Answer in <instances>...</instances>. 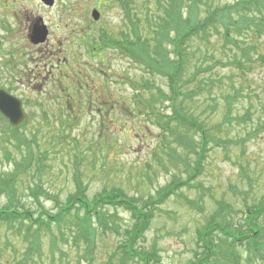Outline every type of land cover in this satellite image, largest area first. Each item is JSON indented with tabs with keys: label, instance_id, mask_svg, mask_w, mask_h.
Returning <instances> with one entry per match:
<instances>
[{
	"label": "rangeland",
	"instance_id": "1",
	"mask_svg": "<svg viewBox=\"0 0 264 264\" xmlns=\"http://www.w3.org/2000/svg\"><path fill=\"white\" fill-rule=\"evenodd\" d=\"M3 4L0 2V45L6 44L3 53L9 50L7 43L14 45L17 66L11 75L10 67L1 64L8 57L0 51V89L13 91L25 102L27 119L16 133L0 120L1 210L28 211L35 218H44L42 212L53 216L75 193V167L86 189L84 200L90 204L105 191L141 207L173 179H187L194 167L189 144H196L199 135L189 132L186 136L174 120L165 131L157 125V118L165 123L171 114L170 103L155 92L168 96L167 80L150 75L123 54L127 50L108 49L102 40L124 36L136 41L138 31L154 49L158 40L150 24L163 14L160 6L165 7L168 0H54L52 7L40 0H9L4 4L9 5L7 14L1 9ZM185 4L182 12L186 18ZM225 7L234 13L239 7L234 18L241 20L239 0H199L195 20L201 22L208 10ZM93 10L99 14L97 21L91 17ZM250 11L251 7L244 13ZM36 18L48 34L40 47L28 46L24 35ZM5 23L12 35H7ZM245 25L241 30L237 25L229 28L226 36L225 28L217 24L186 44L182 92L189 94L187 99L179 96L175 101L217 142L207 145L202 172L192 188H181L178 196L169 197L155 209L147 231L136 241L135 248L152 254L159 260L157 264L196 261L202 253L197 246L198 232L220 206L225 211L215 223L231 225L234 230L243 227L245 205L264 208V30H247ZM170 40L162 45L160 40L157 45L169 55ZM146 84H151L153 94ZM77 89L84 93L83 98L62 96L68 91L75 96ZM60 96L67 105L59 103ZM96 97L98 106L102 98L110 99L108 114L96 113ZM86 98L89 104L88 100L84 103ZM38 160L43 167L40 171L35 169ZM6 179L11 181L8 189ZM36 183L40 187L37 200L27 190ZM102 211L115 215L112 229L111 223L104 231L95 228L91 243L75 242L81 232L71 217L40 231L38 238L27 234L24 225L0 222V264H108L112 259L111 264H119L121 255L112 254L125 241L124 231L134 221L123 208ZM260 222L264 227V221ZM224 252L233 257V264H264V250L261 256L244 247H224ZM225 263L228 261L220 255L210 261Z\"/></svg>",
	"mask_w": 264,
	"mask_h": 264
},
{
	"label": "trees",
	"instance_id": "2",
	"mask_svg": "<svg viewBox=\"0 0 264 264\" xmlns=\"http://www.w3.org/2000/svg\"><path fill=\"white\" fill-rule=\"evenodd\" d=\"M239 1L241 11L239 14V18H241V20H239L240 23L236 22L234 18L239 7H237L236 13L232 12L229 10L230 8L227 7H225L226 9L215 8L211 11L208 10L206 17L199 22L195 20V12L199 5V0H168V4L165 7L160 6L163 8V14L155 23H152V25L149 23L150 31L156 35L158 42L161 40V45L163 42H166L167 39H171L169 45L171 47L170 55L174 57L172 59L167 51L164 49L162 51L161 47H157L158 42L155 44L154 49L151 48L153 45L151 47L147 45L146 41L141 38V33L138 31H136L137 33L135 34L137 36L136 41H128L124 36H122L120 40L116 39L114 41L102 39L108 43V48L110 49H116L120 52L121 50H127V54L125 52L123 54L126 55L130 61L144 68L150 75H160L167 80L170 92L168 96L163 95V92L160 90L155 91L151 89V84H146V87L151 89H148L150 95L153 94L152 91H155L158 97H163L166 99L167 103H170L171 114L165 117L166 122L162 123L161 121H163V119L157 118V125L162 128L163 131H165V126L168 127L170 121L174 120L177 125L183 127L186 136L189 132L199 135V140L196 144L194 142H192V145L189 144V148H192V154L194 156V167L193 169L191 168L190 174L187 171L188 175L186 180L181 182L177 179H173L171 185L165 187L163 190L157 191L152 197H148L141 207H138L137 204L129 199L122 198V196L107 194L105 191H103L102 194L96 195L97 197L93 199L94 202L90 204L84 200L86 189L81 182V172L75 167L73 174V183L76 187L75 193L67 198L65 204L60 207L53 216H49L46 212H42L41 216L46 219L39 216L35 218L33 214L28 211L21 210L22 212H20L15 208H6L3 210L0 209V222H6L9 225H24L27 234H30L32 238H38L40 231L60 221L65 222V220L71 217L72 222H74L73 225L81 232V234L77 233L75 242H79V240L82 239L87 243H91L90 237L95 228L104 231L108 229V224L111 223V227L109 228L112 229L111 220L115 215L113 217L112 215L109 216L103 213L102 209L106 207L113 209L123 208L130 213L134 224L129 230L124 231L125 241L117 245L112 256L119 257L121 255V258L117 261L119 264L132 263L133 261L136 264L159 263V260L155 261V257L152 254L136 249V241L147 231L155 209L158 210L159 206L168 200L169 197L178 196V191L181 188H192L193 180L202 172V164L204 162L207 145L209 142H217L209 136L208 130L204 128L202 124L196 122L191 116H188L184 112L183 108L177 106V97L181 96L182 99H187L189 94L182 92L184 88L182 78L187 63L186 47L191 40L194 39L193 37L195 35V37H198V33L205 34L211 29H214L217 24H221L225 28L226 36L229 28L237 25V29L241 30L242 24H246L244 27L247 30L254 28L256 32H262L264 30V0ZM185 2H187L188 9V16L186 18L183 16L182 12L183 6H186ZM250 7V13H244V11H248ZM251 14L255 16H250ZM129 23L132 24L131 21ZM249 24L251 27H249ZM169 32L173 34L172 38L168 36ZM163 62H165V65H163ZM148 107L149 111L153 113L152 105L150 104ZM139 113L143 114L142 111ZM171 116L172 118L169 119L168 117ZM0 120L4 122L3 119L0 118ZM8 128L12 129L13 133L19 131V128ZM41 164L42 162L38 160L35 169L40 171L43 168L40 166ZM27 167H29V165ZM4 181L8 189L11 181L9 179ZM39 189V183L34 184L33 187L27 188L28 195L37 200V195L39 194L37 190ZM117 194L119 195V193ZM7 198L9 203H12V197L7 194ZM187 205L190 206L188 201ZM255 210L257 209L245 205V211L243 212L244 217L242 218L243 227L234 230L231 225L225 226L215 223L217 222L216 219L225 211V206H220L210 220L198 232L197 246H200L202 249L201 255H197L196 261L188 264H210V261L214 260L218 255L222 256V258L225 257V261L233 264V257L224 252V247L226 249L228 247L231 249L244 247L252 255L261 256L264 250V227L260 221H264V208L257 211ZM114 232L117 234V230H114ZM113 261L114 259L109 261L108 264L113 263Z\"/></svg>",
	"mask_w": 264,
	"mask_h": 264
},
{
	"label": "flooded vegetation",
	"instance_id": "3",
	"mask_svg": "<svg viewBox=\"0 0 264 264\" xmlns=\"http://www.w3.org/2000/svg\"><path fill=\"white\" fill-rule=\"evenodd\" d=\"M0 2H2V3H4V4H6L7 2L9 3V0H0ZM2 5V7H1V9H2V11H3V13H6L7 14V11L9 10L8 9V6L7 5ZM53 4H54V2L52 1V6H53ZM52 6H48V7H52ZM20 16H21V18H23L22 17V15L20 14ZM22 24V23H21ZM21 24H19L20 26H21ZM8 27V25L5 23V27ZM19 26V27H20ZM40 27H44L45 28V26H43V24H42V22H41V19L40 18H36V19H34L33 21H32V23L29 25V27L27 28V30L25 31V41L28 43V46H33V47H40L41 45H43V44H45L46 43V41H47V37H48V34H47V31H45L46 32V38H45V40L43 41V42H41V43H35V37H33V34H34V31H35V29L36 28H40ZM9 28V32L7 33V35H12L13 33H12V28L11 27H8ZM20 31H21V33H22V30H21V28H20ZM2 43H5V41L3 42V41H1ZM3 46H6V44H4V45H0V51L3 53V51H2V47ZM7 46H8V48H9V50L8 51H6V52H4L3 53V57H8V60H6L5 61V63H1L2 65L4 64L5 66H7L8 68H9V70H8V72H10L11 73V75H12V72L14 71V67L15 66H17V62H15V59H14V45H12V44H8L7 43ZM96 48L97 47H95L94 49H92V50H94V52L96 53L97 52V50H96ZM109 49V48H108ZM99 50L100 51H102L103 49H101V48H99ZM19 64L20 65H22L23 64V62H22V59L20 58L19 59ZM102 65V64H101ZM60 72H61V69H60ZM102 75H105V73L104 72H100ZM58 81H60V80H58ZM73 88V87H72ZM0 90H2V89H0ZM2 91H4L5 93H7L8 95H10V96H12V97H14V98H16L17 100H19V102L21 103V105H22V108H23V110H24V112H25V102L21 99V98H19L13 91H11V90H2ZM64 91V90H63ZM65 91H67V89H65ZM64 98H68L69 100L71 99H73L74 97H76V98H78L77 96H79L80 98H83L85 95H84V93H82V91L81 90H76V95L75 96H73L69 91L67 92V95H65L64 96V94L62 95ZM62 96H60L59 97V103H62V105H64L65 104V102H64V100H63V98H62ZM96 100H95V102H94V105H95V110H96V113H101V114H104L105 115V113L106 114H108V112L110 111V104H109V98L107 97V99L105 100V99H103L102 98V105L101 106H98V104L100 103V101L98 100V98L96 97L95 98ZM61 100H63L62 102H61ZM66 100V99H65ZM88 100V101H87ZM98 100V101H97ZM78 101V100H77ZM86 101H87V103L89 104V99L88 98H86V100H85V104H86ZM91 103V102H90ZM92 103H93V101H92ZM61 105V106H62ZM65 105H67V103L65 104ZM64 105V106H65ZM89 106L87 105V108H88ZM62 108H63V106H62ZM27 116V115H26Z\"/></svg>",
	"mask_w": 264,
	"mask_h": 264
},
{
	"label": "water",
	"instance_id": "4",
	"mask_svg": "<svg viewBox=\"0 0 264 264\" xmlns=\"http://www.w3.org/2000/svg\"><path fill=\"white\" fill-rule=\"evenodd\" d=\"M47 5L52 4V0H41ZM91 17L94 21H97L99 14L96 10L91 12ZM35 37V43H41L46 38L45 29L40 27L36 28L33 34ZM0 115L9 122L11 127L18 128L26 121V115L22 108L21 103L16 98L8 95L4 91L0 90Z\"/></svg>",
	"mask_w": 264,
	"mask_h": 264
}]
</instances>
